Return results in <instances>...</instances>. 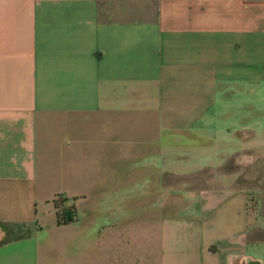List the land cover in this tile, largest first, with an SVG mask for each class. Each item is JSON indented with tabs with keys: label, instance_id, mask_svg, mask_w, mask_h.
I'll use <instances>...</instances> for the list:
<instances>
[{
	"label": "crops",
	"instance_id": "crops-1",
	"mask_svg": "<svg viewBox=\"0 0 264 264\" xmlns=\"http://www.w3.org/2000/svg\"><path fill=\"white\" fill-rule=\"evenodd\" d=\"M262 161L264 0H0V264H264Z\"/></svg>",
	"mask_w": 264,
	"mask_h": 264
},
{
	"label": "rangeland",
	"instance_id": "rangeland-1",
	"mask_svg": "<svg viewBox=\"0 0 264 264\" xmlns=\"http://www.w3.org/2000/svg\"><path fill=\"white\" fill-rule=\"evenodd\" d=\"M262 168L261 171H262V174H264V161L261 162L259 168ZM245 178H246V184L248 186H250V188H255V189H259L261 191H259L260 193V196L263 197L264 195V192H262L264 190V175L263 176H257V177H254V170H253V167L249 166V167H246L245 169ZM257 186V187H256ZM258 186H261V187H258ZM253 194V193H252ZM254 195V194H253ZM252 205H251V209L253 211L255 205L253 204L254 203V199L252 198ZM254 205V206H253ZM17 237L16 235L14 236H9L8 238H15Z\"/></svg>",
	"mask_w": 264,
	"mask_h": 264
},
{
	"label": "trees",
	"instance_id": "trees-1",
	"mask_svg": "<svg viewBox=\"0 0 264 264\" xmlns=\"http://www.w3.org/2000/svg\"><path fill=\"white\" fill-rule=\"evenodd\" d=\"M64 201L61 199L56 201L57 218L59 225H66L76 220L75 208H64ZM62 209L61 213H58V209Z\"/></svg>",
	"mask_w": 264,
	"mask_h": 264
},
{
	"label": "built area",
	"instance_id": "built-area-1",
	"mask_svg": "<svg viewBox=\"0 0 264 264\" xmlns=\"http://www.w3.org/2000/svg\"><path fill=\"white\" fill-rule=\"evenodd\" d=\"M59 200H61V198H58V199H57V201H59ZM61 210H62V209L59 208V209H58V213H61Z\"/></svg>",
	"mask_w": 264,
	"mask_h": 264
}]
</instances>
